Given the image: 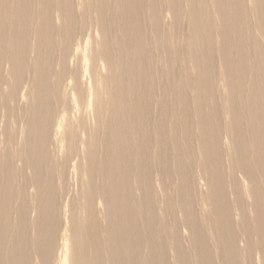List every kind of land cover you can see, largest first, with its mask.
<instances>
[{"label":"bare ground","instance_id":"6f19581e","mask_svg":"<svg viewBox=\"0 0 264 264\" xmlns=\"http://www.w3.org/2000/svg\"><path fill=\"white\" fill-rule=\"evenodd\" d=\"M0 264H264V0H0Z\"/></svg>","mask_w":264,"mask_h":264}]
</instances>
